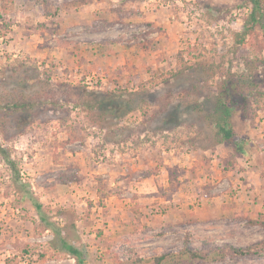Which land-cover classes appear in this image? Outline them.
I'll return each mask as SVG.
<instances>
[{"label":"rangeland","instance_id":"obj_1","mask_svg":"<svg viewBox=\"0 0 264 264\" xmlns=\"http://www.w3.org/2000/svg\"><path fill=\"white\" fill-rule=\"evenodd\" d=\"M246 1L50 0L45 16L0 0V264H78L34 200L83 264H129L122 248L264 264L241 215L264 214V29L237 41ZM227 89L250 158L216 143ZM225 243L258 253L215 261Z\"/></svg>","mask_w":264,"mask_h":264},{"label":"trees","instance_id":"obj_2","mask_svg":"<svg viewBox=\"0 0 264 264\" xmlns=\"http://www.w3.org/2000/svg\"><path fill=\"white\" fill-rule=\"evenodd\" d=\"M84 1V0H78ZM34 3L38 4L43 8L45 16L50 14L49 5L50 0H34ZM246 7H249L247 16L245 17L246 21L244 24L245 31L243 32V37L241 35L236 34L238 36L237 41H242L244 36L248 34V32L255 29V27L260 26L264 29V0H247L245 3ZM240 36V37H239ZM249 85V86H248ZM248 86L249 90H253L256 87V84L249 83ZM226 94L228 95L227 101L223 103L220 102L222 108V114L218 120L214 121V125L216 127L215 134L219 137L216 139L217 144H226L232 149V158L240 157L245 152V145L247 139L239 135L234 127L232 126L231 119H230V110L231 107L237 105L238 107L244 109L246 107V101L242 104L236 103L233 98L230 96V92L227 89ZM244 96V95H243ZM245 99V98H244ZM221 101V98L219 99ZM16 104V103H15ZM17 108V105H16ZM103 127V126H102ZM0 153L4 155L5 159L13 166L14 163L12 162L11 158L5 156V152L3 147L0 145ZM15 173V172H14ZM33 200V199H32ZM33 206L36 209L37 215L39 217L40 224L38 225L39 230L50 229L53 233L54 239H58L59 245L61 249L67 250L68 253L75 256L78 264H83V257L81 252L74 247L72 244L68 243L65 237L62 235V230L59 229L53 222L48 220V217L45 216L44 212L41 209V204L34 200ZM245 219L248 225L252 226H261L264 228V214L258 213L257 217H249L247 212L241 214ZM136 231L148 229V226L145 224H134ZM122 253L127 254V260L129 264H169L170 262L175 261L174 254H155L151 256H141L140 252L129 250L127 248H122L120 250ZM215 255V261L218 259H223L228 254H232L233 256H248V255H255L258 252L252 251L251 247H237L231 244H223L221 248L217 249ZM186 254H188L189 259L191 258H199L202 259L203 257L199 254L198 250H190L186 249ZM123 262H118V264H122Z\"/></svg>","mask_w":264,"mask_h":264},{"label":"crops","instance_id":"obj_3","mask_svg":"<svg viewBox=\"0 0 264 264\" xmlns=\"http://www.w3.org/2000/svg\"><path fill=\"white\" fill-rule=\"evenodd\" d=\"M94 56H95V54H94ZM116 56H118V54H116ZM115 55H113L112 54V57H116ZM109 64L111 65L112 64V62H109ZM126 64V61L125 60H123L122 62H118V66L122 69V70H124V65ZM116 66L115 67H118L117 66V64H115ZM117 70V69H116ZM134 79H136V76H134ZM218 145H222V144H218ZM248 153L246 152V153H244V154H242L240 157H236L237 159H243V157H247V158H250L248 155H247ZM250 155V154H249ZM264 166V165H263ZM256 169V167L254 166L253 167V170H255ZM244 169H239V168H237L236 169V172H234V173H236V175H243V174H245V173H248V171H246L245 172V170L243 171ZM251 170V169H250ZM257 172V171H256ZM262 171H259L258 170V173L260 174V175H262V173H261ZM263 179H264V177H262ZM113 195H111V197H112ZM110 197V198H111ZM261 197H264V191H263V189H261ZM142 199V201H145L146 200V198L145 197H140V198H138V200L140 201ZM144 208V207H143ZM145 209V208H144ZM238 211H239V209H238Z\"/></svg>","mask_w":264,"mask_h":264}]
</instances>
